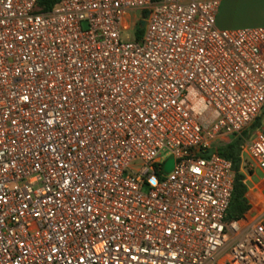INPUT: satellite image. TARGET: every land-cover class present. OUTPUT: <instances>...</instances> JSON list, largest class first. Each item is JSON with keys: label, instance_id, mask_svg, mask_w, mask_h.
<instances>
[{"label": "built area", "instance_id": "1", "mask_svg": "<svg viewBox=\"0 0 264 264\" xmlns=\"http://www.w3.org/2000/svg\"><path fill=\"white\" fill-rule=\"evenodd\" d=\"M222 1L0 0V264H264L217 152L264 110V27ZM241 152L264 189V131Z\"/></svg>", "mask_w": 264, "mask_h": 264}, {"label": "crops", "instance_id": "2", "mask_svg": "<svg viewBox=\"0 0 264 264\" xmlns=\"http://www.w3.org/2000/svg\"><path fill=\"white\" fill-rule=\"evenodd\" d=\"M218 25L228 28V30L264 25V0H223L217 17ZM261 130L264 131V129ZM242 157L249 161L248 154H242ZM240 171L245 176L244 184L248 189L245 198L250 207L249 211L241 218H254L257 211L264 206V189L260 184L263 174L260 181L255 183L260 171L256 169L254 173H248L242 168V160Z\"/></svg>", "mask_w": 264, "mask_h": 264}, {"label": "trees", "instance_id": "3", "mask_svg": "<svg viewBox=\"0 0 264 264\" xmlns=\"http://www.w3.org/2000/svg\"><path fill=\"white\" fill-rule=\"evenodd\" d=\"M159 2L161 0H153ZM60 0H39V6L44 11H51L59 4ZM144 33L141 28L137 29V37L140 38ZM244 143L243 137H231L230 142L223 147L217 149V152L230 160L233 163V168L236 174L235 187L232 202L227 213V218L240 219L249 211V204L245 198L248 191L247 186L244 184L245 176L241 173V159L240 152L241 146Z\"/></svg>", "mask_w": 264, "mask_h": 264}, {"label": "rangeland", "instance_id": "4", "mask_svg": "<svg viewBox=\"0 0 264 264\" xmlns=\"http://www.w3.org/2000/svg\"><path fill=\"white\" fill-rule=\"evenodd\" d=\"M131 16H132L133 22H136V21H140V19L143 17V13L140 11H135V12L131 13ZM258 27H264V25H259ZM138 28H140V27H138ZM218 28L221 30H228V28L221 27L220 25H218ZM235 30H238V29H235ZM261 129H264V110H263L262 114L259 116V118L256 120V122L252 126H250V128L244 133V135H243L244 143L243 144H245V143L251 144L256 133L262 131ZM230 139H227L226 144H228L230 142ZM225 145H223V146H225ZM261 177H262V173L259 172V175L255 179V183H258L260 181Z\"/></svg>", "mask_w": 264, "mask_h": 264}, {"label": "water", "instance_id": "5", "mask_svg": "<svg viewBox=\"0 0 264 264\" xmlns=\"http://www.w3.org/2000/svg\"><path fill=\"white\" fill-rule=\"evenodd\" d=\"M148 16H149V12H145L144 13V19L139 24V27L141 29H144L145 28V26H146V18ZM174 166H175V159H174L173 156H171L169 158V160L167 161V163H166V167H165L166 172L167 173H171L173 171V169H174Z\"/></svg>", "mask_w": 264, "mask_h": 264}]
</instances>
